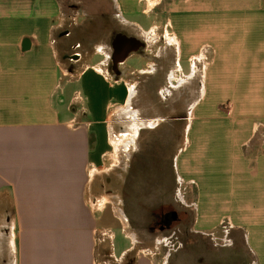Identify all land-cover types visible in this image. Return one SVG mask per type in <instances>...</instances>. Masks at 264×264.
Instances as JSON below:
<instances>
[{
    "label": "crops",
    "instance_id": "crops-1",
    "mask_svg": "<svg viewBox=\"0 0 264 264\" xmlns=\"http://www.w3.org/2000/svg\"><path fill=\"white\" fill-rule=\"evenodd\" d=\"M163 49L190 99L174 196L264 264V0H0V264H154L110 187Z\"/></svg>",
    "mask_w": 264,
    "mask_h": 264
},
{
    "label": "rangeland",
    "instance_id": "rangeland-1",
    "mask_svg": "<svg viewBox=\"0 0 264 264\" xmlns=\"http://www.w3.org/2000/svg\"><path fill=\"white\" fill-rule=\"evenodd\" d=\"M161 54H164L162 60V55L150 60L159 65L158 72L132 77L136 83L133 107L142 120L123 126L139 134L128 155L119 154L122 163L115 170L110 187L112 205L124 218L127 232L135 235L138 248L146 250L148 259L154 264H225L233 259V254H240L253 264L254 256L243 234L235 231L225 234L220 229L205 234L196 232L194 207L185 203L182 195L179 199L174 196L176 186L171 187L168 176L176 149L184 142L190 99L187 85L171 89L167 82L169 74L175 71L172 50L163 49ZM182 68L187 72L184 63ZM179 77L177 74L176 78ZM199 84L197 75V96ZM124 139L118 141L122 143ZM160 213H174L177 220L168 228L151 231ZM119 236L116 240L118 251L124 245ZM231 244L233 246H228ZM135 257L134 251L122 264H134Z\"/></svg>",
    "mask_w": 264,
    "mask_h": 264
},
{
    "label": "flooded vegetation",
    "instance_id": "flooded-vegetation-1",
    "mask_svg": "<svg viewBox=\"0 0 264 264\" xmlns=\"http://www.w3.org/2000/svg\"><path fill=\"white\" fill-rule=\"evenodd\" d=\"M177 220V215L174 213H168V214H164V213H160L158 215H156L155 220L153 225H151L150 230H154L156 228L163 230L166 227L168 228L170 226V224ZM222 232H224L225 234L228 233V230L226 228H219ZM230 232V231H229ZM224 246V245H222ZM228 246H233L228 245ZM218 264V263H217ZM222 264V263H221ZM225 264H252L251 262H248L247 260H244L242 258V256H240V254H233V259L229 262H226ZM253 264H259V261H256V259H253Z\"/></svg>",
    "mask_w": 264,
    "mask_h": 264
},
{
    "label": "bare ground",
    "instance_id": "bare-ground-1",
    "mask_svg": "<svg viewBox=\"0 0 264 264\" xmlns=\"http://www.w3.org/2000/svg\"><path fill=\"white\" fill-rule=\"evenodd\" d=\"M134 93L133 92H131V96L133 95ZM128 112V111H127ZM130 113V112H129Z\"/></svg>",
    "mask_w": 264,
    "mask_h": 264
}]
</instances>
